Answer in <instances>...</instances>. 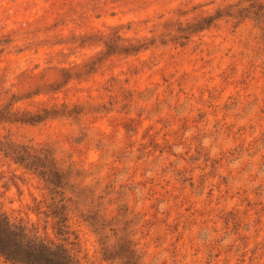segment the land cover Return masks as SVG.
Masks as SVG:
<instances>
[{"label":"rangeland","instance_id":"374dc122","mask_svg":"<svg viewBox=\"0 0 264 264\" xmlns=\"http://www.w3.org/2000/svg\"><path fill=\"white\" fill-rule=\"evenodd\" d=\"M251 1L0 0V108L39 115L0 134L49 146L109 216L126 209L143 264H264V0ZM50 202L0 152L7 215L81 264H118L77 212L56 235Z\"/></svg>","mask_w":264,"mask_h":264},{"label":"trees","instance_id":"16d2710c","mask_svg":"<svg viewBox=\"0 0 264 264\" xmlns=\"http://www.w3.org/2000/svg\"><path fill=\"white\" fill-rule=\"evenodd\" d=\"M249 1V7L253 8L254 3ZM254 14L261 23L264 35V6L258 5ZM63 107L68 110V106ZM15 114L8 106H1L0 124L39 119L37 114L15 119ZM0 152L43 180L51 201V214L56 218V235L68 234L67 214L69 211L77 212L96 234L102 259L118 264H143L133 241V221L126 209H119L114 217L109 216L107 207L101 202L105 196L97 194L95 187L84 183L79 170L59 163L49 146L20 142L0 134ZM111 221L114 223L108 225ZM107 231H110L112 239L108 238ZM0 256L18 264H81L74 247L42 235L23 220L11 218L1 205Z\"/></svg>","mask_w":264,"mask_h":264}]
</instances>
